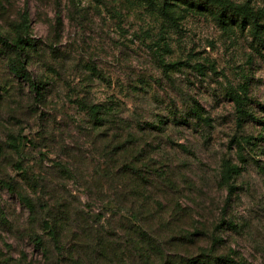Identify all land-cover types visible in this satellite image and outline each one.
<instances>
[{
	"label": "rangeland",
	"instance_id": "1",
	"mask_svg": "<svg viewBox=\"0 0 264 264\" xmlns=\"http://www.w3.org/2000/svg\"><path fill=\"white\" fill-rule=\"evenodd\" d=\"M149 1L0 0L3 35L28 14L43 83L0 53V264H264V48ZM230 1L264 26V0Z\"/></svg>",
	"mask_w": 264,
	"mask_h": 264
},
{
	"label": "trees",
	"instance_id": "2",
	"mask_svg": "<svg viewBox=\"0 0 264 264\" xmlns=\"http://www.w3.org/2000/svg\"><path fill=\"white\" fill-rule=\"evenodd\" d=\"M153 3V1H149ZM180 3L183 5H180ZM182 6V7H181ZM158 13L163 21L177 26L179 20L184 16V12H195V11H207L214 18L216 23L225 29H231L233 25L238 26L240 29H244L248 25V31L252 38L264 48V26L258 21V16L254 13L249 5H237L230 0H199L195 2L193 0H163L158 6ZM29 19L28 14L24 12L22 14L21 21L14 25V33L12 37L3 35L0 32V53L7 56L8 67L16 77H21L30 89L40 95L43 92V83L36 82L26 70L24 61L27 59V55L35 51L36 43L35 40L29 35ZM235 103L240 105V98L237 94L233 95ZM92 118L95 123H102L105 119L110 118L112 112L109 110L101 109L98 105L89 106ZM199 107H192V111L195 117H201L199 113ZM243 111V110H242ZM150 125L149 127H151ZM15 148H19L18 144ZM131 171H135L130 168ZM137 171V170H136ZM230 171L238 172L239 168L233 166L230 170L229 167H225L221 170V182L226 183L230 179ZM9 190L12 189L9 183L5 184ZM19 199L23 204L34 211L33 203L29 198L24 195H19ZM48 233L51 235L52 240L55 244L59 242V230L58 222H51L47 226ZM143 235V231L140 232ZM38 244L40 239L35 238ZM206 261H202L201 264H206ZM238 264H243L238 263Z\"/></svg>",
	"mask_w": 264,
	"mask_h": 264
}]
</instances>
